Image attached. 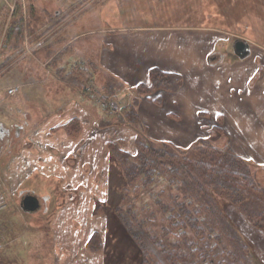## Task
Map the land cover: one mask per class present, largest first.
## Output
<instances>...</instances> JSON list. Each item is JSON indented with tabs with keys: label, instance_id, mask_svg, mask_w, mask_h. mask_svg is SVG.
Returning <instances> with one entry per match:
<instances>
[{
	"label": "rangeland",
	"instance_id": "1",
	"mask_svg": "<svg viewBox=\"0 0 264 264\" xmlns=\"http://www.w3.org/2000/svg\"><path fill=\"white\" fill-rule=\"evenodd\" d=\"M45 1L39 4L38 0H29L34 10L28 7L25 12L15 10L16 13L4 18V23L8 18L9 28L3 30L0 41V120L28 119L47 135L36 139L50 144L34 157L39 159L36 164L40 174L36 181H25L26 173L21 176L20 169L10 171V179L24 178L22 187L39 197L49 195L50 200L37 212L23 211L16 199L15 184L11 185L7 206L0 209V264H54L52 250L69 253L68 247L59 243H71L61 240L71 237H75L71 243L74 251L80 252L75 259L71 257L72 263L139 264V248L108 207L109 199L120 200L125 195L131 201L135 196L133 188L123 194L122 170L112 151L115 147L135 154L138 137L171 143L181 150L202 140L220 147L229 145L247 161L264 185V0L125 1L129 4L134 1L137 9L141 6L147 14L146 17L136 14L130 18L132 23L148 22L162 31L146 32L143 42L147 57L130 63L120 54L129 50L142 54L141 46H134L140 35L127 33L126 36L133 35L128 41L134 47L127 43V48L114 53L103 35L105 56L115 57L113 61L117 64L113 68L120 78L96 63V39L83 38L67 50L59 49L63 35L57 34L66 35L64 31L70 28L77 31L85 28L90 23V10L103 0L92 2L87 16H80L77 12L80 8L75 5L76 10L60 17L54 11H63L65 5L56 0ZM3 5L0 0V10ZM45 6L49 8L46 13ZM20 17L22 35L8 36L10 26ZM68 17L64 31L49 35L45 46L35 48V40L55 33V27ZM33 26L40 33L31 37L28 30ZM236 41L249 46L248 57L241 59L236 55ZM148 65L177 71L183 77L179 89L159 91L152 96H160L159 104L137 91V86L147 81ZM245 65L249 71L243 72L246 74L243 77L240 72ZM84 78L92 83H85ZM71 79L79 80L82 87L71 84ZM14 88L15 93L9 94L8 90ZM129 114L135 120L129 122ZM72 120L79 121L75 138H69L65 130ZM30 131L26 135L31 137ZM65 140L74 144L73 153L67 150L66 158L59 160L61 151L68 149ZM14 146L12 151L18 150L19 145ZM2 160L0 169L6 162ZM13 161L10 164L14 165ZM64 187L73 191L75 197L66 200L61 190ZM136 189L137 214L147 217L152 211L160 218L157 201L165 200L172 190L164 182ZM4 193L0 190V195ZM68 203L72 215L55 213L56 205L68 208L65 205ZM217 203L249 244L257 264H264V229L254 226L234 205ZM93 232L101 233L105 239L100 262L95 260L99 250H92L88 241L86 244Z\"/></svg>",
	"mask_w": 264,
	"mask_h": 264
},
{
	"label": "trees",
	"instance_id": "2",
	"mask_svg": "<svg viewBox=\"0 0 264 264\" xmlns=\"http://www.w3.org/2000/svg\"><path fill=\"white\" fill-rule=\"evenodd\" d=\"M21 35L22 17L8 32L10 37ZM182 81L178 73L151 68L137 91L159 104L160 96H152L159 91L173 92ZM70 83L83 85L77 79ZM128 118L129 122L135 120L133 114ZM65 130L69 138H75L79 121H70ZM135 147V154L115 147L112 151L122 170L123 194L133 188L135 196L131 201L125 195L120 200L109 199L108 207L139 248V264H257L249 244L217 203L234 205L249 222L264 229V185L241 155L229 145L220 147L207 140L181 150L171 143L138 137ZM161 182L172 190L165 200L157 201L161 217L152 211L140 217L135 207L136 188ZM88 243L95 251L104 246L96 232Z\"/></svg>",
	"mask_w": 264,
	"mask_h": 264
},
{
	"label": "crops",
	"instance_id": "3",
	"mask_svg": "<svg viewBox=\"0 0 264 264\" xmlns=\"http://www.w3.org/2000/svg\"><path fill=\"white\" fill-rule=\"evenodd\" d=\"M38 1H39L38 3L40 4L41 1L44 2L45 0H38ZM50 1L51 0H46L45 2L50 3ZM94 1H96V0H56L57 3H63L65 5V8L61 12H57V10L54 11V15L57 17H60L62 15H66L71 10H76L77 7H79L80 9L77 10V12H79L78 14L80 16H87L89 14V13H87V11L89 10L88 7ZM125 1H127V0H103L99 4L98 7L92 8V10H90L91 11L90 12L91 17H90V19L88 18V20H90L89 25H87L85 28H81V30L79 29L78 31L76 29H73V28H70V31H68V30L64 31L66 29V26L68 25V24L66 25V22L68 21V19H70V17L66 18L65 22L63 21V23H61L57 27H55V30H54L55 33L52 34V32H50L46 36H43L42 39L35 40V48L39 49L40 47L45 46V43L47 42L49 35L52 36L59 31H64L66 33V35H64L63 33L57 34V35H63V39H61L62 45L59 47V49L61 47H64V48L66 47V50H67V49L71 48L72 45H74L78 41L83 40V38L90 37V38H93V40L96 39V51H95L96 52V55H95L96 63L99 65V67L101 69L105 68L108 72H111L113 74V76L115 75L116 77L120 78V75L118 74V72L113 68V65L117 64L116 61L115 62L113 61L115 57L112 58L111 56L109 57V55L105 56V53H104V41H105V39H106L107 47L111 48L112 53H114L115 51L117 52L118 49H120V48H127L128 47V44H129L128 39H131L133 35L129 34L126 36L127 33H133L137 36L140 35V39H139L138 43L134 44V46L140 45L142 48V54H140L138 52H133L131 50L127 51L125 54H120V56H122V57L124 56V59L128 58L126 63H130V61L137 60L140 57L143 60L147 57V55H146L147 50L145 47L146 43L143 42V39H145L146 32H150L152 30L162 31L161 29L159 30V28H160L159 26H152L151 24H148V22L145 24L144 23L143 24H136V21L134 20V23H132L130 18H132L133 16H136V14L137 15H143V16H145L147 14H146V12H144L142 10L141 6H138L139 8L137 9V6L135 5V3H133L134 1H132V3H130V4L125 3ZM3 4L4 5H3L2 9L0 10V41H2L3 37H4L3 36V34H4L3 30H7V27L9 28V25H7V19L8 18L5 20V23H4V18L12 15V14L10 15L9 6L5 2V0H3ZM75 5H78V6L74 7ZM27 7L34 10V8L31 7L29 0H18L16 2L15 10L18 9L17 10L18 12H20V11L25 12ZM44 8H45L44 13H46L45 11L49 10V8L47 6H45ZM83 13H84V15H83ZM85 18H87V17H85ZM2 23L4 24L3 28L1 26ZM36 26H38V25H36ZM36 26H33V28L30 29L32 31L28 30L31 37H34L40 33V31H39L40 29L37 28ZM70 26H71V24L68 27H70ZM42 27H44V26H42ZM187 28H189V27H187ZM103 35L106 36L105 39H104ZM98 38H100L99 44H97ZM54 40H56V38ZM196 40H198V38ZM129 45H130V47H134L131 44H129ZM83 48H87V47L84 45ZM58 51L59 50H57V52ZM55 53H56V51H55ZM139 63H142V62H139ZM149 67H150V65H148L145 68L147 73H148L149 69H151V68H158L162 71L180 74L177 71L163 69L160 66H156V65H154L153 67H150V68ZM247 71H249V69L245 65L244 68H241V72H240L241 76L245 77L244 75H246V74H244L243 72H247ZM161 102H162V100H161ZM141 108L144 110V107H141ZM17 111H19V110L17 109L16 112ZM10 128L11 129L16 128V130H18V132L21 133L23 139H26L28 137V140L31 143V147H28L27 149H26V146H24V145L18 147L19 154L17 156H12L9 163L5 162V166L1 167L0 171H4L5 173H10V171L12 172L14 170L18 171V172H20V171L26 172L28 169L26 166H29L30 170H34V173H36V175L40 174L39 168L37 167V164H36V162H38L39 159L34 158V157L36 156V154L38 156L39 152L41 150L44 151L47 148H49L50 144H49V142H47L45 144V143L40 142L39 140H36V139L40 135L43 137L44 136L47 137V135L44 132L39 131L40 130L39 126H35V124H33V122H31V120H28V119L22 120L20 122H17L16 120H13L11 118H10V120H7V122L0 120V130L10 129ZM23 128H25V129L27 128V129H29V131L32 130V132L30 131V134H32V136L31 137L27 136L26 134L29 131H27V130L23 131ZM50 138H52V136ZM23 139L16 140V141L14 140V142H12L13 145H12L11 151L13 150L14 144L17 146L20 143H23L24 142ZM67 141L68 140H65V142H67ZM1 145H2V139L0 138V160H2V159L7 160V156L5 154L7 153V151L9 149L6 146H4L2 148ZM73 146H74V144H72L71 141H68V145H67L68 149L61 151L62 154L60 156H58V159L63 160L64 158H66L65 155L67 154V152H65V151H67V150H68L69 154L71 152L73 153ZM24 152L28 153V155L25 156ZM84 152L85 151H83V154H84ZM83 154L79 155L80 159H81V157H83ZM30 156H31V159H30ZM12 159L13 160L15 159V161H13L15 166L13 164H10ZM16 159H18V160H16ZM10 165H11V167H10ZM19 169H20V171H19ZM66 188L64 187V189H61V190L65 192ZM70 192H73V191H70ZM69 204L70 203L65 204L66 206H68V208H62L61 205H56L57 207H56L55 213H58V211H61L62 214L69 213L70 215H72L73 212L70 211L71 207ZM58 209H60V210H58ZM68 218L71 219V216ZM52 221L53 222H51V223L54 224L55 219H52ZM66 221H68V220H66ZM55 235H56V233L53 234L54 240L57 239V237ZM64 239L69 240L72 243V241H73V239H75V237H71L70 239L63 238L61 240H64ZM89 239H90V237L87 238L86 244H87V241H89ZM83 241H84V239H83ZM103 241H104V246H105V239H103ZM61 242L62 243H59V244L65 246V247H68L69 253H67L68 251H65V250H61V252H59L60 250L59 251L58 250H56V251L52 250L53 255L55 257L54 264H78V263H72L71 261H73V259L71 257H73L75 259L77 256H80V252L74 251V247L70 242H65V241H61ZM263 242L264 241L262 239V243ZM54 245H55V243H54ZM104 246L101 250H99V252H96V254H99L98 255L99 257L97 256L95 258L96 261L100 262L101 252L103 251ZM81 249H83V247ZM81 249H80V251H82ZM85 251H86V249H85ZM87 253L90 254L89 252H87ZM87 253H84V255H86ZM262 256H264V252H262ZM68 258H70V259H68Z\"/></svg>",
	"mask_w": 264,
	"mask_h": 264
},
{
	"label": "flooded vegetation",
	"instance_id": "4",
	"mask_svg": "<svg viewBox=\"0 0 264 264\" xmlns=\"http://www.w3.org/2000/svg\"><path fill=\"white\" fill-rule=\"evenodd\" d=\"M0 138L2 139V145L1 147L3 148L4 146H6L9 150L7 151V153L5 154L7 156V160H6V163H9L10 159L12 156H17L19 154V150H16V151H11L12 149V142H14V140H20V139H23L22 138V135L21 133L18 132V130H16V128H10V129H2L0 130ZM24 142L23 143H18L19 146H27L30 141L28 140V137L26 139H23ZM15 145V144H14ZM18 146V147H19ZM17 147V149H18ZM16 147L13 146V150L15 149ZM21 176L25 175L24 172H21ZM26 176L24 177L26 180L25 181H30L31 179L35 182L36 181V173H34V170H30V171H26ZM10 173H5L4 171H1L0 172V190L4 191V195H0L2 198H3V203H4V207L2 209H5L6 206H7V200H8V196L7 195H11L10 194V187L12 184H15V192H16V199H17V202L19 204V207L23 210V211H26L24 210L23 206H24V202L28 201L29 197H32L33 199V210H28L26 212H37L39 211L40 209L43 208L44 204L46 205L49 200H50V197L49 195H43L42 197H39L37 195H35L33 193L32 190H29L27 188H24L22 187V182L24 180L21 179V181L18 179H15V176H13L11 179H10ZM12 176V175H11ZM61 191V190H60ZM63 197H65V199H68V198H73L75 197V195L73 194V192H69V191H65L63 192ZM60 199V198H58ZM9 201H12V200H9ZM75 202V201H74Z\"/></svg>",
	"mask_w": 264,
	"mask_h": 264
},
{
	"label": "water",
	"instance_id": "5",
	"mask_svg": "<svg viewBox=\"0 0 264 264\" xmlns=\"http://www.w3.org/2000/svg\"><path fill=\"white\" fill-rule=\"evenodd\" d=\"M249 46L244 43L243 41H236L234 43V51L236 53V55L243 59V58H246L249 56L250 52H249ZM33 198L32 197H29L28 201L24 202V210L28 211V210H33Z\"/></svg>",
	"mask_w": 264,
	"mask_h": 264
},
{
	"label": "built area",
	"instance_id": "6",
	"mask_svg": "<svg viewBox=\"0 0 264 264\" xmlns=\"http://www.w3.org/2000/svg\"><path fill=\"white\" fill-rule=\"evenodd\" d=\"M17 1H18V0H5V2H6V3L8 4V6H9L10 15L14 12L15 7H16V2H17ZM16 90H17L16 88H14V89H9V90H8V93H9V94H14ZM103 105H105V104H103ZM3 207H4L3 198L0 196V209H2Z\"/></svg>",
	"mask_w": 264,
	"mask_h": 264
}]
</instances>
